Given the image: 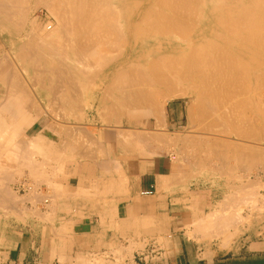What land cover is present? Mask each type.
<instances>
[{
  "label": "bare ground",
  "instance_id": "1",
  "mask_svg": "<svg viewBox=\"0 0 264 264\" xmlns=\"http://www.w3.org/2000/svg\"><path fill=\"white\" fill-rule=\"evenodd\" d=\"M39 5L44 6V8H46V10L52 16V18L56 20V24L54 23L55 25L53 26L52 22L46 18L48 21H45V24L43 25L42 29H39L40 30L39 31L38 28L34 25L33 21H35V19L31 20L32 28L30 29V31H28V33L25 32L26 40L23 36L22 38H24V42H22L23 39L20 37L22 39L21 41V39L19 38L20 39L19 42L21 41L20 42L21 44L18 43V45L16 44L17 45L16 47H13L14 48L13 50L15 51L16 54L17 65L14 64L15 60L14 62L11 61L13 57L10 61H8V63H4L5 61H3L2 63L0 59V79L1 80L3 79V81L8 79V81L6 80L7 82L6 81L4 82L7 84L10 83V87L13 89V91H11L10 94H8L9 92L7 91L8 92L7 95H9V97H7V100H5L4 102L1 101L3 102V105L0 106V134L4 132V135L3 133L0 135V173L2 171L3 175L6 174L10 175L11 172H13L11 167L18 161L17 159L20 157L17 156L18 151H16V149L14 152L13 147L15 145H18L19 142L23 144L24 141L25 142L28 141L30 142L32 148V145L35 147L38 146V144H40L39 143L40 140H41V145L43 144L42 142L45 141L40 136H39L40 138H38V135H36L37 137H35L34 139L33 138L32 139L30 138V140L26 139L23 133H20V135H22L21 137L18 136L19 138H21L22 141L17 142L20 139L15 140L17 133L22 131L21 127L25 125L27 127H30L41 117V112H40L41 110L39 109H37V111L35 112L36 109L33 108V111L35 113L33 115L27 114V111L24 112V110H30L31 106L34 107L36 105L35 104L36 101H34V98H32L33 101L30 100V97L32 96L30 91H32L33 89H31V87H30L31 90L25 88L26 87L25 85H27V83H25L22 79L27 80V78L23 76L24 74H26V76H28L29 74V76H31L33 80H37V78H39L38 76L41 75L43 77L41 78L40 76L39 81L41 83L37 80L38 83L41 84V85L39 84V86H42V83L43 84L47 83V86L48 85L51 86V84H53L52 86L55 87L54 81L60 82L61 84L57 82L58 86L57 83H55L57 86L56 88L62 85L63 88L62 87L60 88H62L63 90H61L60 88H58L59 89L58 90L53 87V90L55 89L56 92L55 94L57 97L56 100L59 101L60 105L65 107V109L66 108L70 109V110L68 109L67 114L72 112V110L74 109L76 110L75 113L77 114V116L74 113V111L72 112L74 114L72 113L69 114V117L70 115L71 116L73 115L72 116L73 119L76 116L75 120H77L78 118V120L80 121L81 119L86 121L87 118L89 117L87 116L88 115L87 113L93 114L92 112L93 104H90L88 100H86L85 104H83L85 111L82 112H79L80 109L82 108V104H80L81 106L79 104H75V105L73 104L71 109L70 107L71 105L68 103L72 99V97L78 96V94L80 95V93L84 94L83 96H85V92L89 91V89H87L85 85L89 83L91 86H93L94 84V88L92 87L89 93L92 94V96L90 95V101H92L96 97V95L100 96V108L99 106H97V109L100 110L101 115L102 113H104L103 110L105 111V113L109 111V113L103 114L102 115L103 117L99 116L100 118H102V120L105 121V123H107V125L109 124L110 121L112 122L114 121V123L111 124L117 127L122 126L123 118L121 119V117H123L124 113H126L124 112L126 109L130 110L129 114L131 113V115H137L141 113V109L144 107L148 108V111L146 113L147 114L153 113L154 117H156L157 119V120L155 119L156 123L159 122V124H161L164 118V104L167 100L174 98L177 99L185 98L187 96L190 97L191 95H193L194 99L197 100L195 101V103L198 102L195 105L197 104L201 105L200 111L206 112V114L207 112H210L212 114L215 113L216 117L220 120L221 125L222 123H224L223 125L226 124L225 126L231 128V130L229 128L230 131L234 130L235 133L233 131L230 132L228 130V133L230 134L234 133L233 136L236 135V137L242 139H250L257 137L258 138L257 140H259L261 136L259 137L258 134L260 135L261 133L264 134V132H261L262 125L255 126V129L256 127L259 128L260 126V130L257 129L258 131H260V133L259 132L257 133V131H254L253 128L254 124H252V122L253 123L256 122L251 120L252 118L249 119L250 116L248 117L249 120L246 119L247 121H245L244 118L245 116L244 109H246V111L247 110L250 111V109L257 110V108L261 104L260 102L264 98V0H0V25H1L0 27L3 26L2 28L4 30L6 29L5 30L6 32L9 31L11 33L22 30L24 26L21 25L25 24L24 23L26 21L25 18L27 16V13L30 12L29 10L31 9V6H39ZM14 17H16L15 21L13 20ZM14 35L15 33L11 34V36ZM94 48H98V49L104 48L107 51L98 58L96 65L92 66V64L94 63L95 56L91 54L94 53ZM110 48H114L115 49L114 52L112 53L109 52L108 49ZM4 58L7 59V57L3 56V59ZM18 62L21 65L22 64L24 65L19 66ZM32 64H36V65L38 64V67L35 66L36 68L34 67L33 69ZM39 67L40 69L42 68V70L44 69L42 73L41 70H39L38 72ZM22 70L27 73H24ZM30 70L31 71L34 70L35 72L33 73ZM34 76H36L37 78ZM31 77L28 78L32 80ZM1 80L0 82L4 84V82ZM41 80L44 82H42ZM37 81L35 83L38 85ZM2 83H0L1 86ZM105 83H108L109 85L107 86V84ZM30 84L32 85L33 83ZM97 84L99 87L95 86ZM103 84H105L106 87L104 85V88H102L101 85ZM111 84L112 85L115 84L117 86L110 87ZM8 85L5 87L8 88ZM44 85L46 86V84ZM80 85H84V86H80ZM46 87H44L43 90L47 91L48 92L47 94L49 95L50 94L49 92L52 89L51 87L46 89ZM2 88H4V86ZM2 88L0 87V95L1 92L2 95H4L3 94L4 91L6 94L7 89L4 90ZM59 92L60 95L58 94ZM63 92L64 95L67 94V96L66 95L63 96L62 95ZM155 92H161L162 94L161 93L157 94L160 96L154 98V96H157L154 95ZM32 93L34 94L33 91ZM53 94L54 93H52L50 96L54 97L53 99H55V96ZM89 94H87V96ZM57 95L60 97V99H58ZM63 97L65 99H63ZM75 98L72 99L73 102L75 101ZM231 99L232 101L233 99L234 100L238 99V101L236 100L237 103L233 105L232 103H234V101L233 102L230 101ZM56 100H54V102ZM64 100L69 105H67ZM199 101L204 103L205 110L202 109L203 104H201V102L199 103ZM214 102L215 103L217 102L216 106H214L215 105ZM29 103L33 105H30L29 107L28 106ZM56 103L57 102H55V104ZM48 104L49 107L53 106L54 109L58 105L57 104L56 106H54L55 104L53 102L51 103V101ZM65 104L67 105V107ZM76 105L77 106L79 105L80 107L78 106L76 108L75 107ZM115 105L116 107H118V109L114 107ZM191 105L193 104L191 103ZM191 105L190 107L192 109ZM195 105H193V110H192L194 111V113L196 111L194 109ZM39 107L37 104L36 108ZM63 107L62 110L65 111ZM190 107H188L189 110H191ZM240 110L244 112L243 120L245 121V123L243 122L241 124L248 126L241 127L240 126L241 124L239 123L240 120L239 122L236 121L237 124L234 121V124L232 125H238L235 130V126L232 128V125L231 126L229 125L233 123L232 120L234 119L238 120L241 118V121H243L242 120L243 114L242 112H240ZM192 111L191 112L189 111L190 114L187 113L189 114V118L190 116L192 118ZM233 111L240 112L242 115L238 113L239 116H236L237 113H235L234 115ZM65 112H67V110ZM67 114L65 113V116L68 117ZM195 115L197 116L198 113ZM232 116L234 117V119H232ZM124 117L126 119L128 118L126 116ZM76 122L81 123L79 121ZM226 122H228L229 125H227ZM8 125H10L9 126L10 130L6 131L5 128L8 127ZM80 125L79 127L76 125L77 126L76 129L82 127V129H84L85 132H81L83 130L81 129L80 131L79 129V131L82 134H79V132L77 134L79 136L80 135L83 136L86 133V131H88L87 127L89 126L86 125L83 128V124L81 127ZM161 125L164 126V124ZM73 126L74 125H71L68 126L67 128L70 129L73 128L74 130L75 127ZM244 127L245 128L247 127L248 129L246 130L244 129ZM63 129H65L66 131L68 130L66 128H62V130ZM130 131L131 130H129L126 133L117 132L119 133L118 136L120 137V140L122 139L121 140L122 143L124 142V140L127 142L130 141L131 139H133V141L134 139H139L141 140V142L152 140V138L149 139V137L151 136L148 137L139 134L137 135L130 134L129 133ZM223 131L226 132V130ZM72 134L75 135V133ZM230 134L228 135L230 136ZM5 135H7V137ZM86 135L88 136V133H86L84 136ZM158 135L159 136L161 135L162 137L164 134L159 133ZM154 136L155 137H153V139L155 138L157 140L158 136L157 135ZM161 137L160 139L158 138V140H161ZM80 138L81 137H79V139ZM164 138L162 139L163 141L161 140V143L164 142L165 140ZM215 141H219V140H216L215 138ZM233 141L234 140H232V142ZM186 143L188 144L187 141ZM229 143L230 141L228 143L224 142L225 145L226 144L228 145ZM231 143L228 146L231 145L235 147L236 148L235 152L237 150L239 151L237 153L239 157L241 156L239 161H242L241 159L244 158H245L244 160L246 159L248 160L246 156L247 157L249 156L250 160L252 158L259 157L256 159V161H259L264 158L263 149H261L263 151H259L260 149L258 150V148L257 151L255 147L254 148L251 147L255 150L247 149L250 148L249 145L246 148V145L241 144L245 147L247 153L246 154L244 148H243L244 149L243 153H242V149L239 150V147L241 148V145L238 144L239 142L236 143V145L237 144L239 145L238 148L234 143L233 144L235 146ZM125 144L129 145L128 143ZM220 144L222 146L224 145L223 143ZM28 147H30V145ZM35 147H33L32 149H34ZM20 148H22V146H20ZM229 149L231 148L229 147ZM232 150H233L232 152L233 154L234 149L232 148ZM27 151L25 153H27ZM37 151L40 152L39 150ZM224 151H221V153L219 154L224 156L223 154ZM31 152L33 153L34 150H32ZM45 154L49 155L47 152H44V155ZM226 155L227 154H225V156ZM228 157L230 158V156ZM233 157L234 160L235 153L233 154ZM21 159L23 160V156ZM26 159L25 161L30 160V158L28 157ZM31 161L33 162V160ZM251 161H253V159ZM220 163H222L221 160ZM5 165H7V167ZM230 165L232 166L231 163ZM19 166L20 167L16 166V168L18 167L24 169L22 168L23 166L21 165ZM28 167H26L25 169L27 170ZM9 168L11 169L10 171ZM245 168L246 167H244V169ZM35 170H37V168ZM228 170L229 169H227V171ZM28 171H30V169ZM11 175H14V173ZM246 185H248V183ZM23 187H26V189L29 188L27 185H23ZM229 201L230 200L223 201V204L225 203L226 205L227 203L228 205ZM13 203L14 202L10 203L12 207H13ZM223 204L221 203L220 205ZM14 206L16 207L17 205L15 204ZM254 207H256V205L255 206L252 205L251 210H254L255 209ZM238 209L234 215V219L236 220L235 222H237L236 224L238 225L236 224L235 225L232 224V226H228L230 224L225 225L227 223V220H225L226 223L223 221L224 224L221 225L220 224L214 225L210 223L212 222V220H210L209 223H207L208 225L211 224L209 225L210 227L208 226L209 228L214 227V229H210V231L209 230L207 231H209L210 233L211 232L215 233V236L217 230L222 229L218 231V232H222V234L220 233V235L223 239V241L221 242L222 244L220 243V240L218 241V244L222 245V246L220 245L221 247L218 245V248L220 247V250L224 247H227L228 244H226L225 242L229 243L233 238H238L239 234L243 232L239 230L240 228L241 230L245 229V231H248L250 227L252 228L251 217L253 216L247 217L249 215L248 214L245 215L246 216L245 218H242L240 217L241 214H239ZM13 210L15 211V209ZM260 210H262V208ZM251 213H253V211ZM209 214L210 212L208 211L206 215ZM215 214H213V216ZM210 216H212V214H210ZM213 216L212 218H214ZM17 217H19L20 219L21 216H17ZM208 217H206L205 220H207ZM260 217L264 219V217L261 214ZM215 218L217 220L216 216ZM225 218L226 217L224 215L223 220ZM44 220L47 219L44 218ZM198 221L196 222L197 224ZM200 222H203V220H200ZM203 223L205 224L206 221ZM203 223L200 226H205L206 228L207 224L203 225ZM198 226L199 225H197V227ZM256 226L258 228H262L259 227L258 225ZM206 229H204V231H206ZM213 235L214 234H212L211 236L210 234L211 238L213 237ZM218 235L217 237L218 239H220ZM205 238L208 239L207 237ZM137 248L138 245L135 244L129 248L119 247L115 250L111 249L112 250L111 255L113 256L114 261H108L106 259L107 255L88 254L87 256H80L79 258H76L77 260H75L76 262L74 261L75 262L74 264H123L124 260L127 257L131 258L133 250H136ZM213 253L215 254V252Z\"/></svg>",
  "mask_w": 264,
  "mask_h": 264
},
{
  "label": "crops",
  "instance_id": "2",
  "mask_svg": "<svg viewBox=\"0 0 264 264\" xmlns=\"http://www.w3.org/2000/svg\"><path fill=\"white\" fill-rule=\"evenodd\" d=\"M182 118L178 105L168 110L167 130L160 132L164 142H169L165 134L180 127ZM88 128L94 130L90 147H76L66 141L63 131L55 127L52 131L36 121L24 131V137L30 140L38 135L45 140L43 144L40 140L38 148L32 145V149L30 142L24 141L13 147L18 157L23 156L20 160H30H16L11 167V174L16 176L0 173V264H74L76 258L88 254L107 255L108 261H114L112 250L135 244L138 248L123 264H264V235L255 237L249 232L240 240L228 243L226 239L227 247L220 250L221 235L218 239L217 234L209 232L214 229L207 224L210 220L214 225L224 224L225 220V225L236 224V207L231 206L230 196L232 183L202 175L181 156L158 152V143L163 139L159 133L161 140L134 139L135 143H130L123 139L127 145L115 131ZM148 191L151 193L145 194ZM226 199L230 204L222 203ZM11 202L17 206L13 203L12 207ZM208 211L212 216L216 213L213 217L217 220L206 215ZM250 214L244 212V218ZM251 218L249 231L264 229V221L258 222L262 227L258 228ZM202 223L209 229L200 226ZM210 234H214L212 238Z\"/></svg>",
  "mask_w": 264,
  "mask_h": 264
},
{
  "label": "rangeland",
  "instance_id": "3",
  "mask_svg": "<svg viewBox=\"0 0 264 264\" xmlns=\"http://www.w3.org/2000/svg\"><path fill=\"white\" fill-rule=\"evenodd\" d=\"M30 12H28L27 13V16H26V18H25V24H22L21 26H24L23 28H22V30H20V31H17V32H12V33H15V35L14 36H11V32H9V31H7V32H9V33H7L2 27H0V29H2V30H0V49H1V51H0V59H1V61H2V63H3V61H5L4 63H8V61H10L11 59H12V57H13V59L11 60L12 62H14V60H15V62H14V64L15 65H17V60H16V54H15V51L13 50L14 48L13 47H16L17 45H18V43L19 44H21L20 42L22 41V39H23V41L22 42H24V38H25V32H27L28 33V31H30V29L32 28V21L31 20H34L35 19V21H33L34 22V25L38 28V30L39 29H42V27H43V25L45 24V21H48L47 19H49V21H51L52 22V25L54 26L55 24H56V20H54L53 18H52V16L49 14V12L46 10V8H44V6H41V5H39V6H31V9L29 10ZM47 18V19H46ZM13 20L15 21L16 20V17H14L13 18ZM31 23V24H30ZM55 23V24H54ZM31 25V26H30ZM42 25V26H41ZM1 26V25H0ZM30 26V27H29ZM40 31V30H39ZM11 33V34H10ZM21 33V34H20ZM24 36V38H22ZM22 39H21V38ZM21 39V41L19 42V40ZM25 40H26V38H25ZM17 44V45H16ZM114 48H110V49H108V51L109 52H114ZM107 50L106 49H104V48H102V49H98V48H94V53L93 54H91V55H94L95 56V59H94V63L92 64V66H94V65H96V63H97V61H98V58L102 55V54H104L105 52H106ZM14 52V53H13ZM14 54H15V56H14ZM2 55V56H1ZM3 56L4 57H7V59H9V60H7L6 58H4L3 59ZM2 57V58H1ZM91 58H92V56H91ZM19 61V60H18ZM11 62V63H12ZM20 62V61H19ZM18 62V65L20 66L21 64V62L19 63ZM22 65H24V64H22ZM21 65V66H22ZM33 65V66H32ZM31 66H32V68L34 69V67L35 66H37L38 67V64L36 65V64H32ZM36 68V67H35ZM39 70H41V73H42V71H44V69L42 70V68L40 69V67L38 68V72H39ZM23 71V70H22ZM26 71V70H25ZM31 71V70H30ZM35 71H36V69H35ZM34 70H32L31 72H35ZM24 72V71H23ZM24 73H27V72H24ZM22 75H23V73H22ZM31 75V74H30ZM34 75V74H33ZM32 75V76H33ZM39 75V74H38ZM24 77H26L27 78V80L26 79H22L25 83H27V85H25L26 87V89L28 88V90L30 89V87H31V89H33L32 91L34 92V94L32 93V91H30L31 92V97H30V100H32V98H34V101H36V107H37V104H38V107H39V104H40V102H41V106L39 107V108H36L35 106L34 107H32L31 106V108H30V110H24V112H26L27 111V114H30V115H33V114H35L34 113V111H33V108L34 109H36L35 110V112L37 111V109H39V110H41L40 112H41V117L39 118V120L38 121H41V123L42 124H44V125H46V127L48 128V129H51L52 131H54V127L57 129V131H63L64 132V134H63V136L65 137V139H66V141H68V142H71V143H74L75 144V146L77 147H79V145L80 146H83V145H88V147H90V144L93 142V139H92V137H93V133H94V130H90L88 127H87V129H88V131H86V133H88V136L86 135L85 137H87V138H85V137H82L81 135L79 136L77 133L79 132V134H81V132H85V130L84 129H82V124H83V128L86 126V125H88V126H92V127H94V126H97V127H100V128H104V129H109L110 131H115V132H128L129 130H131L129 133L130 134H133L135 131L136 132H138V134L139 133H141V135H143V136H151V137H149V139L150 138H152V140L153 141H156V139L154 138L153 139V137H155L154 135H157V133H160V132H164V131H166L167 130V128H166V125H165V119H166V115H167V112H168V110L173 106V105H178L180 108H181V111H182V115H183V118H182V123H181V125H180V127H177V128H174V129H171L170 130V132L169 133H166V136H168L169 137V142H163V143H158V152H164V153H173L177 158H179V156H181L182 157V159H184L185 161H187L190 165H191V167H197L199 170H200V172H201V174L202 175H205L206 177H208V176H210V177H214V178H216L217 180H221L222 182H224V183H232V187H231V189L233 190V192L230 194V196L232 197V204H233V206L234 207H236V211H237V209L239 210V214H241L240 215V217H242V218H244L243 216H244V212H252L253 211V213H251V215L253 216V221L256 223H254V225H260L261 224V221H264V219H262V217H260V214L264 217V213H263V211H264V158L263 159H261V160H259V161H256V159L257 158H259V157H256V158H252L253 159V161H251L249 158V156L247 157L246 156V158H248V160L246 159V160H244L245 158L244 157H242V158H244V159H241L242 161H239L240 160V157L238 156V150L235 152V147H233V146H228L231 142H232V140H234L231 144H235L236 145V143H238L239 145H241V144H244V145H246V148L248 147V145H249V147L250 148H247V149H252V150H257V148H258V150L259 151H263L264 150V139H263V136H264V134L263 133H261V135L260 134H258V136L260 137L261 136V138H259V140H257L258 138L257 137H254V138H250V139H242V138H239V137H236V135L235 136H233L234 135V130H232L234 133L233 134H230V133H228V130H229V128L230 127H227V126H225V125H223L224 123H222V125L220 124V120L216 117V114L214 113V114H212V113H210V112H207V114H206V112H203V111H200V108H201V105H195L196 103H198V102H196L195 103V101H197V100H195L194 99V96L193 95H191L190 97L189 96H187V97H185V98H174V99H170V100H167L166 102H165V104H164V118H163V121H162V123L161 124H164V126H162L161 124H159V122L158 123H156V117H154V115H153V113H150V114H147L146 112L148 111V108H146V107H144V108H142L141 109V113H139V114H137V115H131V113L129 114V109H126L124 112H126V113H124V115H123V117H121V119L123 118V125L122 126H119V127H117V126H115V125H113V124H111V123H114V121L112 122V121H110L109 122V124L107 125V123H105V121L104 120H102V118H100L99 116H101V117H103L102 115L103 114H106V113H109V111H107L106 113H105V111L103 110V112L104 113H102V115L100 114V110H98L97 109V106H99V108H100V96H98V95H96V99L94 98L92 101H90V95L92 96V94H89L90 93V89H92V87L94 88V84H93V86H91L89 83L87 84V85H85V87L87 88V89H89V91L88 90H85V91H88V92H85V96H83L84 94H81L80 93V95L78 94V96H75V97H72V99H74L75 98V103L73 102V100L71 99L70 101H72V102H68L71 106V109H72V105L74 104H85V101L86 100H88L89 101V103L90 104H93L92 106H93V110H92V112H93V117H88L87 118V120H88V122H87V120L85 121V120H83V119H81V121L80 120H78V118H77V120H75L76 119V116H77V114L75 113L76 112V110L74 109V110H72V112L74 111V113L76 114V116L74 117V119H73V115L71 116L70 115V117H69V114H71L72 112H70L69 114H67L68 113V109L66 108L65 109V107H63L62 105H60V102L59 101H57L56 100V92H55V89H58V88H60V87H62V85H60V87H58V88H56L57 86H58V83H60V82H56V81H54V85H55V87L54 86H52L53 84H51V86L50 85H48L47 86V83H44V84H46V86L42 83V86H44V87H46V89L47 88H49V87H51V89L53 90V87L55 88L54 90H53V92H52V90L51 89H48V90H51L49 93V95L47 94L48 92L47 91H44L43 89H44V87H42V86H39V84L41 83L39 80H40V76L41 75H39L38 77L39 78H37L36 76H34V77H36L37 78V80L40 82V83H38V81L37 80H33L32 79V77L31 76H29V74H28V76H26V74H24L23 75ZM28 77H31V79L33 80H30V78H28ZM23 78V77H22ZM41 78H43L42 76H41ZM1 80V79H0ZM7 81H8V79H6ZM6 80H4V81H6ZM29 80V81H28ZM1 81H3V79L1 80ZM3 81V82H4ZM6 81V82H7ZM27 81V82H26ZM37 81V83H38V85L35 83ZM42 81V80H41ZM42 82H44V81H42ZM52 82V81H51ZM103 82V81H102ZM0 83H2V82H0ZM30 83H33L32 85L30 84ZM53 83V82H52ZM55 83H57V86H56V84ZM111 83V82H110ZM7 83H5L4 82V84L2 83V86L0 85V87L2 88L3 86H4V88H2V89H7L6 90V94H5V91H4V95H2V92H1V95H0V106L1 105H3V102L5 101V100H7V97H9V95H7V93L8 94H10V92L11 91H13V89L10 87V83H8L7 85H8V88H6L5 86H7L6 85ZM30 84V85H29ZM50 84V83H49ZM61 84V83H60ZM105 84H107V86L109 85L108 83H105ZM105 84H103V85H101L102 86V88H104V85ZM35 85H37V86H35ZM41 85V84H40ZM80 86H84V85H80ZM95 86H98V84L97 85H95ZM117 85H112L111 84V86L110 87H116ZM99 87V86H98ZM105 87H106V85H105ZM118 87H119V85H118ZM63 88V87H62ZM62 88H60L61 90H63ZM10 89H12V90H10ZM30 89V90H31ZM59 90V89H58ZM57 90V91H58ZM60 90V91H61ZM8 91V92H7ZM47 95H46V94ZM52 93H54L53 95L55 96V99H53L54 97H52V96H50ZM161 92H155L154 93V95H157V94H160ZM59 95H60V92L58 93ZM87 94H89L88 96H87ZM162 94V93H161ZM35 95V96H34ZM63 96H67V94H65L64 95V92H63V94H62ZM61 95V96H62ZM153 95V96H154ZM58 96V95H57ZM81 96V97H80ZM160 95H157V96H154V98H157V97H159ZM50 100H49V99ZM80 98V99H79ZM58 99H60V97L58 96ZM63 99H65L64 97H63ZM76 99H77V101H78V103H77V101H76ZM264 99V98H263ZM262 99V101L260 102L261 104L259 105V107L257 108V110H251L250 109V111L249 110H247L246 111V109H244L245 110V113L244 112H242L243 111V109H242V111L240 110V112H242V114L244 113L245 114V116H244V114L242 115L240 112H234V115H235V113H237V115L236 116H239V114L238 113H240L241 115H242V120H243V116H244V118H245V121H247V120H249V119H251V120H253L254 122H256V123H253L252 122V124H254V131H257V133L259 132L260 133V131H258V130H260V126H259V128H257L256 127V129H255V126H258V125H262L263 126V128H264V113H263V111H264V100ZM54 100H56L55 102H57L56 104H55V102H54ZM102 100V99H101ZM237 101H238V99H236ZM236 100H234L233 99V101H234V103H232L233 101H232V99L230 100V101H232L231 103L233 104V105H235L236 103H237V101ZM1 101H3V102H1ZM33 101V100H32ZM32 101H30V102H32ZM39 101V102H38ZM49 101V102H48ZM50 101H51V103L53 102L54 104V106H56L57 104L60 106H58L57 105V107H59V108H57V107H55V109H54V107H53V109H52V107H49L48 105V103H50ZM61 101V100H60ZM65 101V100H64ZM194 101V102H193ZM59 102V103H58ZM66 102V101H65ZM201 101H199V103H200ZM63 103V102H62ZM61 103V104H62ZM191 103L193 104V105H195L194 106V109L196 110L195 111V113H194V111H192L193 110V105H191ZM215 103V102H214ZM217 103V102H216ZM215 103V105L214 106H216L217 104ZM226 103H228V102H226ZM66 104H67V102H66ZM65 104V105H66ZM69 104H67V105H69ZM192 106V109H191V107H190V105ZM201 104H203L202 106V109L203 110H205V106H204V103H202L201 102ZM30 105H33V104H28V106L30 107ZM50 105H52V104H50ZM64 105V104H63ZM67 105H66V107H67ZM78 105V106H79ZM27 106V107H28ZM77 105L75 106L76 108L78 107ZM81 106V105H80ZM79 106V107H80ZM186 106H188V107H190V109L191 110H189V108L188 107H186ZM62 107H63V109H65V111L67 110V112H65V111H63L62 110ZM74 107V106H73ZM74 107V108H75ZM114 107H116V105L114 106ZM235 107V106H234ZM41 108V109H40ZM117 109H118V107H116ZM120 108V107H119ZM216 108V107H215ZM29 109V108H28ZM32 109V110H31ZM45 109V110H44ZM201 109V110H202ZM247 109H249V108H247ZM58 110V111H57ZM70 110V109H69ZM239 110V109H238ZM53 111V112H52ZM192 111V118H191V116H190V118H189V114H190V112ZM237 111V110H236ZM249 111V112H248ZM254 111V112H253ZM23 112V113H24ZM102 112V111H101ZM67 114L68 115V117L67 116H59L58 117V115L59 114ZM74 113H72V114H74ZM187 113H189V114H187ZM198 113V115L196 116L195 114H197ZM202 113V114H201ZM52 114H54V115H52ZM100 114V115H99ZM200 114V115H199ZM206 114V115H205ZM210 114V115H209ZM212 115V116H211ZM213 115H215V116H213ZM233 115V114H232ZM233 115V116H234ZM252 115V116H251ZM53 116V117H52ZM124 116H126V117H128L127 119L124 117ZM232 116V119H234V117ZM250 116V117H249ZM61 117V118H60ZM136 117V118H135ZM140 117V118H139ZM241 117V116H240ZM248 117H249V119H248ZM131 118V119H130ZM133 118V119H132ZM214 118V119H213ZM236 118V117H235ZM254 118H255V120H254ZM156 119V120H155ZM190 119V120H189ZM231 119V118H230ZM247 119V120H246ZM75 120V121H74ZM102 120V121H101ZM217 120V121H216ZM239 120H240V122H239ZM260 120V121H259ZM76 121H79V122H81V123H78V122H76ZM218 121H219V123H218ZM231 121V120H230ZM233 121V123H231L230 125H229V123L228 122H226L227 123V125H229V126H231L232 124H234V121H235V123H236V121H238L240 124L241 123H245V121L243 120V121H241V118L240 119H234V120H232ZM231 121V122H232ZM259 121V122H258ZM216 122V123H215ZM251 122V121H250ZM85 123H87V124H85ZM57 124H58V126H57ZM65 124V125H64ZM81 124V125H80ZM116 124V123H115ZM219 124H220V126H219ZM237 124V123H236ZM257 124V125H256ZM63 125V126H62ZM71 125H74L73 127H75L74 128V130H73V128H67L68 126H71ZM79 127V125H80V127L81 128H79L80 129V131H81V129L83 130V131H79V129L77 128L76 129V127L77 126ZM214 125V126H213ZM9 126L10 125H8V127H6L5 129H6V131H9L10 129H9ZM66 126V127H65ZM160 126V127H159ZM219 126V127H218ZM235 126V130H236V127L238 126V125H232V128ZM241 127L242 126H248V125H240ZM262 126H261V132H264V129L262 128ZM25 127V128H24ZM60 127V128H59ZM66 128V129H68L67 131L65 130V129H63L62 130V128ZM221 127V128H220ZM28 127L25 125V126H23V127H21V129H22V131L21 132H19V133H17V135H16V137H15V140H17V139H20V140H18L17 142H19V141H22L21 140V138H19V137H21L22 135H20V133H23L24 134V131L27 129ZM77 131H76V130ZM86 129V128H85ZM86 129V130H87ZM226 130V132L225 131H223V130ZM244 129H248L247 127L245 128L244 127ZM258 129V130H257ZM262 129H263V131H262ZM72 130V131H71ZM230 130H231V128H230ZM229 130V131H230ZM6 131H5V134H6ZM232 131H230V132H232ZM2 132V131H1ZM70 132V133H69ZM75 133V135H73L72 133ZM3 133V135H4V132H2ZM1 133V134H2ZM0 134V135H1ZM228 134H230V136L228 135ZM7 135H8V133H7ZM7 135H5L6 137H7ZM69 135V136H68ZM72 135V136H71ZM119 135V133H117V136ZM175 135V136H174ZM257 135V134H256ZM19 136V137H18ZM226 136V137H225ZM79 137H81L80 139H79ZM189 138V139H188ZM215 138H216V140H219V141H215ZM76 139V140H75ZM188 139V140H187ZM212 139V140H211ZM132 140V142H133V139H131ZM131 140L129 141V142H131ZM152 140H149V142L150 141H152ZM174 140V141H173ZM236 140V141H235ZM261 140H263V141H261ZM186 141L188 142V144L186 143ZM190 141V142H189ZM192 141V142H191ZM196 143H195V142ZM213 141V142H212ZM227 141V142H226ZM230 141V143L227 145H225L224 144V142L225 143H228ZM203 142V143H202ZM217 142V143H216ZM20 143V142H19ZM18 143V144H19ZM220 143H223L224 145L222 146ZM190 144V145H189ZM205 144V145H204ZM233 144V145H234ZM236 145V147L238 148L239 147V145ZM193 145H195V146H193ZM214 145H215V147H214ZM234 145V146H235ZM190 146V147H189ZM221 146V147H220ZM228 146V147H227ZM229 147L231 148V149H229ZM251 147H255V149H253V148H251ZM213 148V149H212ZM232 148L234 149V153H235V159L233 160V154H232V152H233V150H232ZM245 149V147L243 146V145H241V148L239 147V150H241L242 149V153H243V150ZM261 149H263V150H261ZM214 152H213V151ZM225 150V151H224ZM231 150V151H230ZM257 150V151H258ZM6 151V150H5ZM219 151V152H218ZM221 151H224V152H226V153H224L223 152V154H224V156H222V155H220L219 153H221ZM247 151H249V150H247ZM218 152V153H217ZM231 152V153H230ZM241 152V151H240ZM250 152H251V150H250ZM213 153V154H212ZM230 153V154H229ZM245 153H246V149H245ZM215 154V155H214ZM225 154H227L226 156H225ZM247 154V153H246ZM211 155H213V156H211ZM240 155H241V153H240ZM204 156V157H203ZM216 156V157H215ZM222 156V157H221ZM228 156H230V158L228 157ZM236 156H238V157H236ZM220 157V158H219ZM226 157V158H225ZM223 160H222V159ZM237 158H238V161H237ZM225 159V160H224ZM255 159V160H254ZM220 160L222 161V163H220ZM228 161V162H227ZM235 163H234V162ZM227 162V163H226ZM240 162H242V163H240ZM220 163V164H219ZM223 163H224V165H223ZM230 163L232 164V166L230 165ZM246 163V164H245ZM229 164V165H228ZM227 165V166H226ZM241 165V166H240ZM242 165H243V168H242ZM221 166V167H220ZM222 166H224V167H222ZM228 166H230V167H228ZM236 166H238V167H235ZM232 167V168H231ZM240 167V168H239ZM244 167H246L245 169H244ZM237 168H239V169H237ZM227 169H229L228 171H227ZM233 169V170H232ZM227 172V173H226ZM229 172V173H228ZM231 172V173H230ZM233 172V173H232ZM235 172V173H234ZM227 174V175H226ZM227 176V177H226ZM230 176V177H229ZM237 176H238V178H237ZM224 177H225V179H224ZM231 178V179H230ZM228 179V180H227ZM247 180V181H246ZM248 183V185H246ZM35 184H37V183H35ZM244 185V186H243ZM234 186V187H233ZM254 194V195H253ZM263 196V197H262ZM262 197V198H261ZM251 198V199H250ZM261 198V199H260ZM256 199V200H255ZM225 201H227V199L225 200ZM245 202V203H244ZM247 202V203H246ZM223 203V202H222ZM242 203V204H241ZM244 203V204H243ZM237 205H239V206H237ZM245 205V206H244ZM252 205H256V207H254L255 209L254 210H251L252 209ZM262 206V207H261ZM242 207V208H241ZM249 207H251V208H249ZM262 208V210H260V209H258V208ZM241 208V209H240ZM248 209V210H247ZM236 211H235V213H236ZM261 211V212H260ZM254 214V215H253ZM258 215V216H257ZM257 216V217H256ZM236 221V220H235ZM252 222V221H251ZM260 224H259V223ZM237 223V222H236ZM236 225H238V224H236ZM243 228V227H242ZM220 230H222V229H219V230H217V232L218 231H220ZM242 233H240L239 234V236H238V240H240L241 239V236L243 235V234H245V233H251V232H253V236H255V237H257V236H261V235H263L264 234V229H254L253 231H245V229H242L241 230V228L239 229ZM216 232V234L218 235H220V233L222 234V232H218L217 233ZM222 238V237H221ZM233 239H235V238H233ZM232 239V240H233Z\"/></svg>",
  "mask_w": 264,
  "mask_h": 264
},
{
  "label": "built area",
  "instance_id": "4",
  "mask_svg": "<svg viewBox=\"0 0 264 264\" xmlns=\"http://www.w3.org/2000/svg\"><path fill=\"white\" fill-rule=\"evenodd\" d=\"M24 189H26V187H24ZM151 192L150 191H148V192H145V194H150Z\"/></svg>",
  "mask_w": 264,
  "mask_h": 264
}]
</instances>
